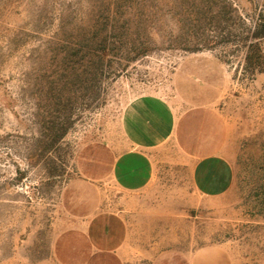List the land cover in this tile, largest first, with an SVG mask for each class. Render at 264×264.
Segmentation results:
<instances>
[{
    "label": "rangeland",
    "instance_id": "1",
    "mask_svg": "<svg viewBox=\"0 0 264 264\" xmlns=\"http://www.w3.org/2000/svg\"><path fill=\"white\" fill-rule=\"evenodd\" d=\"M98 1L0 0V264H188L197 249L213 244L228 250L231 264H264V70L245 75L244 49L231 42L168 48L163 35L189 31L175 23L187 14L170 10L178 0H159L174 33H151L152 50L110 78L97 101L86 106L76 85L72 104L52 97L44 111L37 84L52 65L44 45ZM203 1L191 0V20ZM215 1L229 3L235 29L239 16L264 17V0ZM196 64L212 86H201L193 98L191 151L173 135L154 153L151 187L127 196L109 176L123 146L125 105L154 94L171 101L179 118L188 107L181 98L191 99V90L178 89L182 72H198ZM49 124L69 127L45 155ZM209 153L225 158L232 171L228 191L215 197L199 194L191 175L192 162ZM102 210L124 216L122 259L87 240L85 223Z\"/></svg>",
    "mask_w": 264,
    "mask_h": 264
},
{
    "label": "trees",
    "instance_id": "2",
    "mask_svg": "<svg viewBox=\"0 0 264 264\" xmlns=\"http://www.w3.org/2000/svg\"><path fill=\"white\" fill-rule=\"evenodd\" d=\"M156 1L100 0L91 3L87 17L79 23L71 21L69 27L62 23L59 28L65 33H55L44 45L45 51L51 52L52 64L45 66L40 75L42 81L37 84L45 102L44 111L48 113L51 108L52 97L57 99V104L62 101L72 104L76 85L82 88L86 106H90L103 95L110 78H115L127 64L152 50L151 33H174L162 17L161 2ZM197 5L198 15L191 20V0L173 3L171 11L182 9L187 14L185 18L176 19V25L180 30L188 28L189 31L186 35H163L161 38L168 48L213 49L218 44L231 42L244 49L242 70L245 75L252 78L264 70L260 43L264 39V17L249 20L239 16L235 29L232 27L235 13L227 1L222 7H217L215 0H204ZM68 127L61 124L47 126L43 133L47 142L42 148L45 155L65 136Z\"/></svg>",
    "mask_w": 264,
    "mask_h": 264
},
{
    "label": "crops",
    "instance_id": "3",
    "mask_svg": "<svg viewBox=\"0 0 264 264\" xmlns=\"http://www.w3.org/2000/svg\"><path fill=\"white\" fill-rule=\"evenodd\" d=\"M195 66L198 72L191 69L182 72L178 89L184 94L187 88L188 92L191 90V99L181 98L180 104L188 107L179 118L171 101L154 94L140 95L125 105L121 115L123 146L110 163L109 176L113 185L127 196H138L151 187L154 153L171 141L173 135L187 152L191 151V107L197 105L193 98L200 93L201 86L211 84L204 67ZM191 175L199 194L215 197L228 191L232 171L225 158L209 153L198 155L192 162ZM84 231L95 251L113 253L122 259L127 234L122 212L102 210L87 220ZM188 264H231V258L225 247L213 244L197 249Z\"/></svg>",
    "mask_w": 264,
    "mask_h": 264
}]
</instances>
